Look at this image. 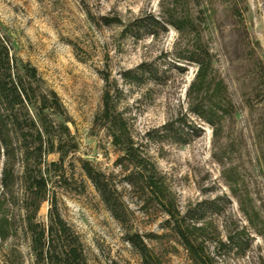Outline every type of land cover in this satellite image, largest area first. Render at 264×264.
<instances>
[{"label": "rangeland", "instance_id": "374dc122", "mask_svg": "<svg viewBox=\"0 0 264 264\" xmlns=\"http://www.w3.org/2000/svg\"><path fill=\"white\" fill-rule=\"evenodd\" d=\"M169 1L0 0V31L13 54L37 70L71 121L77 150L65 162V182L54 178L49 187L87 264L141 260L82 173L80 161L112 181L128 209L132 232L144 238L158 264H193L166 226L168 210L194 215L216 264H264V179L249 167L253 149L246 140L247 153L240 157L222 153L231 128L244 129V114L234 126L224 124L220 151L212 128L190 112L197 67L180 59L187 43L168 25L146 31L138 27L150 17L161 20ZM247 4V22L264 57V0ZM228 41L211 39L208 45L217 52L214 69L222 77ZM145 70L155 71V77ZM105 91L113 97L143 170L122 161L97 120ZM177 120L186 125L180 139L166 129L177 128ZM47 161L55 162L57 156ZM150 174L162 190L158 198L142 178ZM48 208L42 204L40 222ZM13 211L17 225L19 214ZM26 243L23 236L0 242V264H28Z\"/></svg>", "mask_w": 264, "mask_h": 264}, {"label": "trees", "instance_id": "16d2710c", "mask_svg": "<svg viewBox=\"0 0 264 264\" xmlns=\"http://www.w3.org/2000/svg\"><path fill=\"white\" fill-rule=\"evenodd\" d=\"M166 5L161 20H141L139 29L168 25L178 32L187 43L180 59L197 67L190 112L212 128L216 146L224 124L230 128L244 114V129L233 132L231 128L222 153L240 157L247 153L244 143L248 140L254 152L249 167L264 179V57L247 22V0H170ZM217 38L229 40L224 44L225 77L214 69L217 52L208 48L209 40ZM145 72L155 77V71ZM97 120L122 153V161L143 170V160L108 91L103 94ZM70 123L58 95L33 66L13 54L10 40L0 31V242L23 236L28 264H87L80 240L62 217L49 187L54 178L64 181L65 162L77 150ZM175 125L177 128L166 129L180 139L185 133L180 129L186 125L181 120ZM218 148L222 151L221 145ZM52 155L57 161H47ZM79 164L141 264H158L144 238L132 232L128 209L112 181L88 162ZM154 177L150 174L142 178L151 195L158 198L162 190ZM45 202L49 208L43 223L38 213ZM14 208L19 214L17 225ZM189 214L168 210L166 226L193 264H216L206 249L198 220Z\"/></svg>", "mask_w": 264, "mask_h": 264}]
</instances>
